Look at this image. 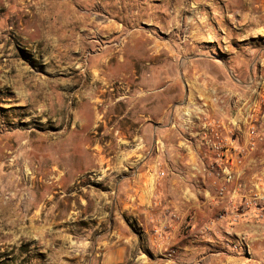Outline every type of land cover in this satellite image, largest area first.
<instances>
[{"label":"rangeland","instance_id":"obj_1","mask_svg":"<svg viewBox=\"0 0 264 264\" xmlns=\"http://www.w3.org/2000/svg\"><path fill=\"white\" fill-rule=\"evenodd\" d=\"M114 1L116 7L122 3L121 0H112V3ZM146 2L151 4L150 0ZM175 2L176 0H172L171 10L175 7ZM185 2L183 6L186 9H188L187 5L191 7L193 4H204V2L209 6L203 12L193 5L197 12L201 11L193 18L190 13L183 11L180 18L188 17L185 19L186 26L183 23L184 19L176 20L182 25L181 32L180 29L169 32V28L149 25L144 19L138 25L158 43L178 42L179 44H176L177 46L175 45L170 52H162L160 49L156 51L153 47L155 42L149 44L148 49L143 50L141 47H130L117 53L112 48L105 51V54L114 53L115 60L102 70H93L92 93L106 101H97L99 112L95 111L94 115V119L98 114L101 117H99L100 121L93 123L92 135L95 146L91 148L90 153L94 154L95 159L91 164L92 167L88 164L89 169H78L76 180L69 181L63 175V192L60 194H53L55 189L53 177L47 175L43 177L41 185L45 184L46 190L52 191L51 194L13 195L18 200L26 198L30 201L38 200L34 205H41L40 208L44 210L42 218H53L55 199L59 200L58 208L65 211L59 217L68 219L70 210L76 211L72 213L75 219L70 218L72 222L68 221L63 229L66 234L77 236L79 241H83L86 235L88 236L91 245L82 255L83 263L89 260L92 253L102 251L99 242L101 236L107 233L116 234L118 224L124 232L140 236L139 243L133 244L131 250L138 246L146 253L143 256L145 259H148L149 254L154 258L153 251L167 237L169 239L168 234L174 228H177L180 235L190 234L193 228V213L192 209L186 206L192 204L193 200L198 204L201 196L197 191L199 178L193 175L197 172L198 165L200 167L197 134L200 120L197 113L192 111L194 107L199 106L198 85L203 76H211L209 73L211 72L225 78L224 81L244 94L251 79L260 73L264 74V21L259 20L254 24L250 19L243 18V14L255 16L260 15L262 10L264 12V0H238L237 6L231 7L230 12H227L231 4L229 0H186ZM78 7L84 12L96 9L99 12L107 9H103L97 0L79 3ZM97 22L100 27L116 23L123 28V31L112 34L111 37L107 31L96 34L94 47L88 50L93 55L102 52L105 48L123 45V42L129 38L128 33L133 30L131 25L128 26V22L120 18L102 16ZM197 26L201 30L195 37L192 31L197 30ZM202 32L205 34H201ZM178 33L180 36L177 35ZM1 37L8 38L3 34H0ZM197 40L200 43H196ZM121 57H124L125 61L120 63L117 59ZM3 79L4 76L0 77L1 139L23 130L9 126V109H6L9 108V83ZM234 95L232 93L233 99ZM187 110H191L192 114H189L191 117L187 114ZM46 116L48 119L43 123H37L32 132L42 136H53L57 132L53 114L49 113ZM222 117L229 123L233 116L227 113ZM256 117L261 121V114ZM51 143L49 140L45 145ZM53 155V149H49L44 152L43 159H51ZM61 165L64 167L63 162ZM139 172L146 173L148 182L157 175L159 178L162 177L161 181L165 177L168 180L163 187L159 186L162 189L161 194L153 196L148 215L144 207L149 202L150 192L146 189L139 192L136 189L135 182L138 178L136 180L134 178L138 177ZM205 179L209 190L217 196L218 188L214 184L215 180ZM178 181L183 186H180V183L175 184ZM241 181L248 188H253L254 193L258 192L256 186L261 187L262 183L261 180L252 177H246ZM49 187L54 189L51 190ZM170 188L177 191L171 194ZM186 194L188 197L185 196ZM205 196L207 198V195ZM216 198L211 199L214 212L210 211L207 214L205 222L195 229L193 238L201 241L213 237L217 226L212 222L216 216L226 211V208L230 212L228 198L223 200L220 206ZM184 208L186 209L183 210ZM139 219L149 224L148 228L141 226ZM222 223H219V227ZM53 234L52 228L46 232L47 236ZM150 235L155 238L158 235V240L153 245L149 242ZM230 243L233 248L236 240L232 239ZM31 245L25 241L21 244L9 245L5 250L11 257L1 259V255L6 253L0 252V264H45L46 261L42 258L45 252H39L35 246L30 248ZM72 246H75V243ZM209 246L212 248L211 244ZM168 247L166 254L169 257L176 253V248ZM29 251L31 253H27ZM68 258L73 260V257Z\"/></svg>","mask_w":264,"mask_h":264},{"label":"crops","instance_id":"obj_2","mask_svg":"<svg viewBox=\"0 0 264 264\" xmlns=\"http://www.w3.org/2000/svg\"><path fill=\"white\" fill-rule=\"evenodd\" d=\"M88 1L0 0V34L8 37L0 38V77L4 76L3 80L9 83V108H6L9 109V126L23 129L7 138H0V252L6 253L0 254L1 259L11 257L5 250L9 245L25 241L33 245L30 248L35 246L39 252H45L42 256L45 264H264V222L249 219L236 223L227 221L216 227L213 237L201 241L193 238L195 229L205 222L210 211L215 210L212 208L211 199H215L216 195L209 190L207 180L202 177L198 179L197 190L201 195L200 202L195 204L193 200L192 204L186 206L193 213L190 234L180 235L177 228H174L168 234L169 239L167 237L160 246L156 244L154 258L149 254L148 259L143 258L146 253L138 246L131 250L133 244L139 243L140 236L124 232L118 224L116 234L107 233L101 236L99 242L102 251L92 253L89 260L83 263L82 255L91 245L88 236L79 241L77 236L66 234L63 229L68 221L72 222L70 218L75 219L72 213L76 211L71 209L68 219L59 217L65 211L58 208L59 200L55 199L53 218H42L44 210L40 208L41 205H34L38 200H18L13 196L51 194L52 191L46 190L45 184L41 185L43 177L47 175H52L55 186V189H49H54V195L60 194L63 192V175L69 181L76 180L78 169L92 167L95 159L94 154L90 153L95 146L93 123L100 121L101 117L98 114L94 119V115L95 111L99 112L97 101H106L92 93V72L94 69L102 70L116 57L113 51L111 55H106L105 51L113 48L118 53L130 47H141L143 50L155 42L153 47L156 51L160 49L162 52H170L179 43H158L138 26L140 21L144 19L149 25L169 28V32L174 29H180L181 32L182 25L176 20L184 19L186 26L185 19L188 17L180 18L183 11L190 13L193 18L209 6L207 2L193 4L200 8L201 11L197 12L193 5H187L188 9L183 6L186 0H176L172 10V0H150L151 4L146 2L148 0H121L119 7L114 6L116 2L112 3V0H97L103 9H107L99 12L97 9L86 12L79 10V3ZM229 2L232 5L227 8V12L232 11L231 7L237 6L238 0ZM104 15L125 20L133 30L128 33L129 38L123 45L111 46L93 55L88 50L93 49L96 34L107 31L111 37L112 34L123 31L116 23L98 26L97 19L105 17ZM255 16L243 14L245 20L250 18L254 24L259 20L264 21L263 10L260 15ZM199 30L201 29L197 26L192 34L197 37ZM177 35L180 36L179 33ZM196 43L200 42L197 40ZM117 61L121 63L125 59L121 57ZM209 73L211 77L223 78ZM49 113L53 114L57 132L53 136L32 132L37 123L48 119L46 114ZM69 128L71 131L68 132ZM49 140L52 143L46 146ZM49 149L54 151L53 158L43 159L44 152ZM246 165L247 178L257 170L263 171L264 146L253 153ZM258 166L262 168L257 169ZM137 175L134 178H138L135 182L136 189L139 192L144 189L150 192L149 202L144 207L148 215L153 196L161 194L162 189L159 186L163 187L168 180L165 177L161 181L162 177L157 175L148 182L145 172ZM176 183L183 186L179 181ZM173 191L177 190L170 188V193ZM185 196L188 197V194ZM202 199L204 201L201 202ZM118 222L120 223L119 219ZM139 222L141 226L148 228L149 224L144 220L139 219ZM49 228L54 231L51 236L46 235ZM156 237L149 236L150 244L156 243L158 235ZM238 237H244L248 252L233 250L230 241L233 239L239 242ZM74 243L75 246H72ZM168 246L176 248V253L169 257L166 254ZM68 257H73V260Z\"/></svg>","mask_w":264,"mask_h":264},{"label":"built area","instance_id":"obj_3","mask_svg":"<svg viewBox=\"0 0 264 264\" xmlns=\"http://www.w3.org/2000/svg\"><path fill=\"white\" fill-rule=\"evenodd\" d=\"M223 82L210 81L209 88L199 91V106L192 110L200 120L197 130L200 167L198 165L193 175L215 180L219 206L228 198L230 212L226 208L216 216L214 226L229 219L236 223L243 217L264 222V169L251 176L262 182L261 187L255 183L258 192L254 193L253 188L241 181L246 178V164L251 156L264 146V74L253 77L244 94L234 87L224 86ZM190 113L191 110H187V114ZM227 113L233 116L229 123L222 117ZM258 114L261 121L256 117ZM233 249L249 251L244 237L233 244Z\"/></svg>","mask_w":264,"mask_h":264},{"label":"bare ground","instance_id":"obj_4","mask_svg":"<svg viewBox=\"0 0 264 264\" xmlns=\"http://www.w3.org/2000/svg\"><path fill=\"white\" fill-rule=\"evenodd\" d=\"M199 4V3H198ZM256 17V16H255ZM250 19V18H249ZM253 20V19H252ZM255 21V20H254ZM186 22V21H185ZM253 22V21H252ZM257 23V22H256ZM158 25V24H157ZM220 79H217L215 77H211L209 75H204L203 78H202V81L199 83L198 85V90L199 91H202L204 87H208L210 86V81H214V82H217L219 81ZM224 86H231L230 83L224 81ZM232 87V86H231ZM209 99V98H207ZM98 100V99H97Z\"/></svg>","mask_w":264,"mask_h":264}]
</instances>
